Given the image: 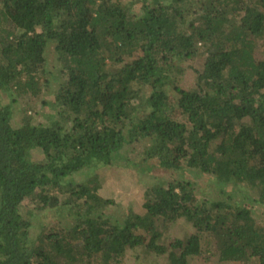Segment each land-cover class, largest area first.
Masks as SVG:
<instances>
[{
    "label": "trees",
    "instance_id": "1",
    "mask_svg": "<svg viewBox=\"0 0 264 264\" xmlns=\"http://www.w3.org/2000/svg\"><path fill=\"white\" fill-rule=\"evenodd\" d=\"M116 166L170 179L119 216L98 179ZM190 175L212 208L190 206ZM180 219L193 234L168 239ZM137 248L264 264V0H0V264Z\"/></svg>",
    "mask_w": 264,
    "mask_h": 264
},
{
    "label": "rangeland",
    "instance_id": "2",
    "mask_svg": "<svg viewBox=\"0 0 264 264\" xmlns=\"http://www.w3.org/2000/svg\"><path fill=\"white\" fill-rule=\"evenodd\" d=\"M59 81L53 78V84L51 87V91L45 98L46 102L49 104L48 106L45 105H38L36 117L44 121L46 116L52 113V108L50 107L52 104L53 96L55 95L56 90L58 89ZM187 86V85H186ZM186 89V88H185ZM133 153V152H132ZM126 155V154H125ZM127 159L134 156L131 154L126 155ZM118 161V160H117ZM116 161V162H117ZM148 170V169H147ZM146 168L143 170H132L131 168H126L123 166H116L110 168L108 170H103L98 179L101 183V190L100 194L103 198L106 199H113L116 203L114 207V212L116 215H123L127 210H132L137 214L142 215L145 210L143 208L144 203V194L147 189H149L152 185H154L159 180L162 182L163 180H169L170 176L166 175L164 172L161 171H147ZM92 176L87 175L84 173V181H91ZM187 181L194 183L193 189V199L188 201L191 205H202L207 209L213 207L215 200L217 199L218 195L214 193V186L207 184L205 181L197 180V183L194 181L193 176L184 177ZM176 179V178H173ZM202 179V178H199ZM241 196V195H240ZM238 196V197H240ZM237 197V198H238ZM242 204L246 205L248 209L252 208V204H250L247 199L241 200ZM252 210V209H251ZM53 218L49 215L47 216V220H52ZM47 222V221H45ZM193 234V230L188 222L184 219H180L175 222L168 232V239L172 238H185L189 235ZM142 248H137L135 251H128L127 256L124 260V264H168L166 257H157L151 255L150 258L145 254H139ZM212 252L214 251L212 247ZM141 256L140 260H136L137 255ZM209 256V254H206ZM148 259H151L149 262ZM191 264H221L217 263L214 259L205 262L200 258L194 259ZM242 264V263H236ZM244 264H257L256 261H251L249 263Z\"/></svg>",
    "mask_w": 264,
    "mask_h": 264
}]
</instances>
